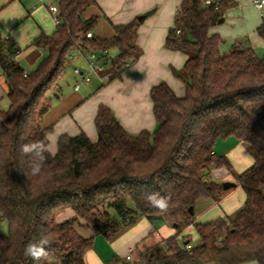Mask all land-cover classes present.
I'll list each match as a JSON object with an SVG mask.
<instances>
[{"label": "trees", "instance_id": "16d2710c", "mask_svg": "<svg viewBox=\"0 0 264 264\" xmlns=\"http://www.w3.org/2000/svg\"><path fill=\"white\" fill-rule=\"evenodd\" d=\"M206 1L184 0L166 38V49L187 57L183 70L174 73L186 93L180 98L165 83L152 88L154 132L129 134L101 105L97 141L85 133L61 136L57 153L47 155L36 176L29 174V158L20 146L33 141L49 146L53 127L42 122L51 106L49 93L59 89L70 69V55L107 51L110 82L121 79L127 64L141 56L137 39L144 19L111 24L112 36L101 38L96 30L106 17H85L97 0H57L56 31L32 43L46 56L27 77L15 59L19 49L0 41L9 100V109H0V223L9 229L0 235V264H85L94 238H84L80 229L94 228L111 239L141 218L161 220L175 235L142 249L134 260L113 258L107 264H264V58L240 43L222 52L223 39L210 31L238 3ZM257 33L264 41V24ZM111 50H117L116 57ZM230 138L244 142L254 161L236 181L245 205L233 220L197 223L196 204L219 203L226 193L211 171L232 170L226 157L215 154L217 143ZM154 192L170 197L166 213L147 205L144 197ZM70 212L75 218L57 222ZM189 227L198 236L195 244L184 236ZM41 236L52 241L49 254L32 261L23 249Z\"/></svg>", "mask_w": 264, "mask_h": 264}, {"label": "crops", "instance_id": "0c3cea01", "mask_svg": "<svg viewBox=\"0 0 264 264\" xmlns=\"http://www.w3.org/2000/svg\"><path fill=\"white\" fill-rule=\"evenodd\" d=\"M23 1L25 0H0V41L8 40L19 49L20 52L16 55L15 59L24 72L30 74L32 70H30V72L28 71L24 63L25 61L22 62L21 57L28 54L31 62L34 63L36 59L42 56L41 52L44 50L33 47L32 43L41 34H46L48 36L53 35L56 31V27L55 29L49 30H44L41 27L38 29L35 28L30 33L25 29H17V23L20 21L23 13H16L12 7L17 4L15 2L23 3ZM43 1L48 3L49 1L54 2L52 5H46L44 2V5L54 17V22L57 26L55 15L50 11L51 6H57V0ZM183 1L184 0H97V7L92 9L94 13L91 16L103 15L106 17L100 24L101 33L103 35L101 38H109L112 36L111 24L115 26L127 25L135 19L143 17L144 21L139 28L137 39V44L141 50V56L138 62L122 75L121 79L103 84L98 78H94L90 84H84L80 83V80L74 76L73 69L78 67L82 70H86V61L79 53L74 55L72 60H70V69L67 72L73 80V84L69 86L70 89L68 91L64 89L65 87H59V89L61 88L62 94L56 102L52 103L50 110L43 119V123L46 124L45 127H53V131L48 136V147L51 153H57L58 140L64 135L75 137L81 133H85L92 142H96L98 135L95 128V118L101 105L111 109L119 123L129 134L137 136L143 132H154L156 121L150 96L152 88L165 83L180 98H183L186 93L184 82L175 76L174 73L183 70L187 57L181 52H175L165 48L166 38L170 29L174 27L176 13ZM235 1L238 3V8L239 1ZM243 2H245V0H243ZM250 2L254 6V0H250ZM258 11L260 12L261 20L255 22L252 30H254L255 35L259 37L257 29L264 24V10ZM149 13H151V15L146 17ZM29 15L31 14L29 13ZM223 19L224 22L227 21L226 16ZM221 24L218 23L213 27L210 33L212 35L218 34L221 38L224 37L225 40L228 38L232 40V37L228 36L227 38L225 34H223L222 28L219 27ZM9 29H12V36L2 33V31H7ZM24 31H27L26 35H24ZM258 37H254V43L260 47L264 44V41L260 37L258 39ZM242 46H244V44H242ZM251 46L245 45L244 47L252 48L253 46ZM117 54L118 52L112 56V50L110 51V56L112 58L116 57ZM43 55L45 57L46 52ZM76 83H80L81 85L78 91L74 88ZM8 101V87L0 67V107ZM64 107L65 110H63ZM59 108H62V110ZM56 110L61 111L55 113ZM215 154L226 157L232 165V170H227L223 167L212 169V177L219 183H236L238 177L249 170L254 164L251 156L249 155V157L247 155L249 154L248 146L235 138L224 140L222 143H219L218 146L216 145ZM225 192L223 199L219 203L201 200L196 204L195 216L197 223H209L221 218L233 220L237 216L245 205L246 195L238 185L236 188ZM69 214L70 213H66L65 215L68 217L70 216ZM63 216L64 215L61 217ZM65 220L67 219H64V221ZM138 222H141L140 229H143V235L136 240L132 239L131 242L133 244L147 237L155 236L160 238L162 236V232L159 233L156 231L153 224L147 219L141 218L137 223ZM155 222L161 224L159 225V229L165 231L169 237L175 235V230L173 228L169 226L166 227L161 221ZM192 228L193 227H189L185 231L184 236H187V232ZM154 245V242H152L148 248ZM132 254L133 250L130 244V249L126 256L128 257L131 255L133 259ZM246 264L258 263L250 262Z\"/></svg>", "mask_w": 264, "mask_h": 264}, {"label": "rangeland", "instance_id": "374dc122", "mask_svg": "<svg viewBox=\"0 0 264 264\" xmlns=\"http://www.w3.org/2000/svg\"><path fill=\"white\" fill-rule=\"evenodd\" d=\"M239 1V7L230 9L226 13L227 21L219 25L220 28L223 30V34L228 38V36L232 37V40L228 38L225 40L223 37L224 43L221 46V49L223 52L229 51L234 43H240L241 45H249L253 48L255 53L261 57L264 58V44L260 47L254 43L255 38L258 37L255 35L254 30H252L253 25L255 22H258L261 20L260 12L256 10L255 6H253L250 2V0H238ZM44 2L46 5H52L54 2L49 1H43V0H25L23 3L15 2V4L12 8L14 11L18 14L23 13V16L21 17L20 21L17 23V29H25L30 33L35 28H42L44 30L49 29H55L56 24L54 22V17L50 14L48 9L45 7ZM43 6V7H42ZM36 11V12H35ZM29 13L31 15H29ZM94 13L93 10H90L85 17L89 18ZM27 31H24V35H26ZM12 29H9L7 31H2L4 35H13ZM102 30L99 27L96 30V35L101 37ZM259 39V37H258ZM260 41V40H259ZM251 44V45H250ZM42 51V50H41ZM116 50H112V56L116 54ZM42 56H40L38 59L34 61V63L31 62L29 55H24L21 57L22 62H24L28 68V71L32 70L34 72L40 65V63L44 59L45 52H41ZM77 55V54H76ZM30 68V69H29ZM32 68V69H31ZM105 72H102L100 75L103 76ZM73 80L70 78L69 74H67L59 85L61 87H65V90H69V86H72ZM61 89V88H60ZM60 89L54 90L51 93H49L50 98V105L52 103L56 102L58 98H60V95L62 94V91ZM54 105V104H53ZM0 109L2 111H7L9 109V101L5 102L3 105H1ZM62 110V108H59ZM61 110H56L55 113H59ZM65 110V107L63 108ZM46 124L42 122V126L45 127ZM223 141H219L217 143V146L219 143H222ZM249 156V154H247ZM250 157V156H249ZM251 159V158H250ZM224 183V182H223ZM70 216L67 217V215L64 214L63 217L58 218L57 222L60 223L62 221L64 222L71 220L75 218V214L70 212ZM67 217V218H66ZM161 221V220H158ZM164 223L163 221H161ZM139 223V222H138ZM134 224L132 226L126 227L122 229L116 236H114L111 239L105 238L103 235L99 234L94 228H85L80 229L79 233L84 238H94V244L93 247L87 251L85 254V264H107L110 262L113 258H121L126 259V255L129 252L130 244L133 250V259H136L138 257L139 252L147 248L152 242L154 244L161 243L165 240H167L169 235L165 231H162L159 229V225L156 222L152 223L155 227L154 229L161 233V237L157 238L155 236L153 237H147L146 239H141L138 243H132V239L136 240L137 238L141 237L143 235V229H140L141 225L140 223ZM165 224V223H164ZM140 225V226H139ZM166 227H168L167 224H165ZM8 225L7 223H0V235L5 234L3 236L8 235ZM187 235L192 240V244L197 243L198 236L196 234V231L194 228L190 229V231L187 232ZM134 242V241H133ZM246 264V263H244Z\"/></svg>", "mask_w": 264, "mask_h": 264}, {"label": "clouds", "instance_id": "9594fccd", "mask_svg": "<svg viewBox=\"0 0 264 264\" xmlns=\"http://www.w3.org/2000/svg\"><path fill=\"white\" fill-rule=\"evenodd\" d=\"M20 151L29 158V174L32 176L41 174L47 155L53 154L44 141L24 143L20 146ZM144 198L149 207L161 213H166L170 208V197L162 196L158 192L146 194ZM51 244L50 239L41 236L38 241L29 242L25 245L23 255L32 261H40L48 256V249Z\"/></svg>", "mask_w": 264, "mask_h": 264}, {"label": "built area", "instance_id": "2783aa9c", "mask_svg": "<svg viewBox=\"0 0 264 264\" xmlns=\"http://www.w3.org/2000/svg\"><path fill=\"white\" fill-rule=\"evenodd\" d=\"M211 3H212V0H207L205 2L206 5H210ZM253 4L256 9L260 11L264 10V0H254ZM50 11L55 15L56 23H59V20L57 17L59 13L58 7L51 6ZM92 37H93L92 33L87 34V38H92ZM77 53H79L82 56V58L86 61V64H87L86 70H82L78 67L73 69V74L77 79L80 80V83L90 84L94 78H98L103 84H107L110 82L111 74L109 73V71L112 69V62L109 56H107L108 55L107 51L104 54H99L95 52L85 53V52L78 50L75 53L70 55V60H72L74 55ZM126 67L129 69L130 65L127 64ZM105 71L107 72L103 76H101L100 74ZM24 76L27 77L28 73L25 72ZM80 83H76L74 87L76 91L80 89L81 87ZM186 248L187 250H190L191 246L189 245ZM127 259L133 260L131 255L128 256Z\"/></svg>", "mask_w": 264, "mask_h": 264}, {"label": "water", "instance_id": "95a60500", "mask_svg": "<svg viewBox=\"0 0 264 264\" xmlns=\"http://www.w3.org/2000/svg\"><path fill=\"white\" fill-rule=\"evenodd\" d=\"M139 20H143V17H139ZM223 22H224V19H220L218 23L221 24ZM236 187H237L236 183H232V182H224L223 183V190L224 191H229V190L236 188Z\"/></svg>", "mask_w": 264, "mask_h": 264}]
</instances>
